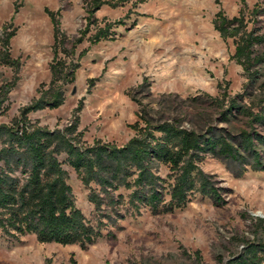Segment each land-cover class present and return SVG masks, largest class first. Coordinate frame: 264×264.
Segmentation results:
<instances>
[{"label": "rangeland", "instance_id": "1", "mask_svg": "<svg viewBox=\"0 0 264 264\" xmlns=\"http://www.w3.org/2000/svg\"><path fill=\"white\" fill-rule=\"evenodd\" d=\"M245 1V18L252 20V7L264 0ZM241 7L240 0H132L101 6L94 14L97 22L76 45V55L82 49L85 54L74 82L66 86L64 103L30 112L29 119L49 129L63 126L81 100L78 128L83 138L117 145L133 135L129 124L137 120L141 107L154 117L186 115L187 127L195 117L200 124L232 132L247 129L246 117L219 121L215 106L191 101L223 91L230 96L242 92L246 78L232 57L233 40L221 38L212 23L219 9L230 18ZM45 8L60 10V28L70 39L86 26L83 0H0V38L5 24L9 31L15 30L9 51L20 62L17 72L0 63V85L16 79L0 112L1 123L10 124L19 109L37 96L39 84L49 81L53 38ZM105 23L111 24V38L91 44L89 37ZM253 23L259 33L264 32V16ZM259 69V80L244 104L264 92V64ZM254 128L264 134L263 126ZM258 149L264 154L263 145ZM62 167L68 172L75 206L90 224L100 226L101 237L81 248L40 243L33 234L10 237L0 230V264H219L238 253L246 241H264V171L247 169L235 176L223 161L207 156L200 167L224 187L225 202L215 204L194 194L182 208L153 214L147 207L130 208L129 191L122 188L115 192V203L96 210L74 170L65 162ZM160 173L167 174V169L160 167Z\"/></svg>", "mask_w": 264, "mask_h": 264}, {"label": "trees", "instance_id": "2", "mask_svg": "<svg viewBox=\"0 0 264 264\" xmlns=\"http://www.w3.org/2000/svg\"><path fill=\"white\" fill-rule=\"evenodd\" d=\"M132 0H83L86 26L79 36L70 37L60 28V10L45 8L52 25V57L50 78L41 82L37 96L19 109L10 124L0 122V230L10 237L33 234L40 243L78 244L81 248L101 237L99 225L90 224L74 204L68 164L80 182L88 189L87 200L96 210L101 205L115 203V192L128 190L127 203L139 211L147 207L153 214L168 213L184 207L194 194L210 198L215 204L225 202L224 187L214 174L200 167L207 157L225 163L235 176L247 169L264 171V134L254 124L264 127V92L250 104L242 103L255 88L264 64V32L254 21L264 16V4L256 3L245 18L246 1L238 15L227 17L219 9L213 18V28L223 39L234 43L232 55L243 71L246 81L241 93L230 96L223 91L217 96L192 97L191 101L209 103L218 109V120L230 122L237 115L247 118V129L232 132L211 123L200 124L196 118L187 127L185 116H152L145 107L137 112V120L129 127L133 135L122 145L94 139L87 142L78 128L82 101L73 108L71 120L49 129L32 122L28 113L60 107L65 101L66 86L75 80L82 49L76 55V45L83 41L91 24L97 22L95 12L103 5L115 7ZM218 3V0H216ZM252 25L249 27V24ZM110 23L97 27L89 37L91 44L111 38ZM3 27L0 38V63L17 72L18 58L10 55L9 40L15 30ZM15 76L0 85V112L5 108ZM142 85V84H141ZM64 155L60 161L59 156ZM167 174L160 173V167ZM118 194L117 197H121ZM71 264H75L72 261ZM219 264H264V241H246L241 250L221 260Z\"/></svg>", "mask_w": 264, "mask_h": 264}]
</instances>
